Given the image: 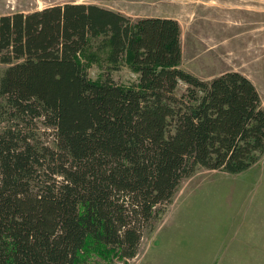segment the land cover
I'll return each mask as SVG.
<instances>
[{
  "label": "trees",
  "instance_id": "trees-1",
  "mask_svg": "<svg viewBox=\"0 0 264 264\" xmlns=\"http://www.w3.org/2000/svg\"><path fill=\"white\" fill-rule=\"evenodd\" d=\"M181 60L171 17L72 2L0 15V264L133 258L181 180L259 160L252 81L235 70L203 80ZM93 64L105 68L94 79ZM122 65L135 81H114ZM38 121L50 142L29 131Z\"/></svg>",
  "mask_w": 264,
  "mask_h": 264
},
{
  "label": "rangeland",
  "instance_id": "rangeland-1",
  "mask_svg": "<svg viewBox=\"0 0 264 264\" xmlns=\"http://www.w3.org/2000/svg\"><path fill=\"white\" fill-rule=\"evenodd\" d=\"M68 2L94 3L133 20L174 17L181 26L180 67L203 80L239 71L256 87L264 109V0H0V15ZM5 67L0 62V74ZM102 69L90 66V78ZM111 77L128 84L136 74L122 65ZM184 90L180 83L176 93ZM2 101L0 96V109ZM3 119L0 111V131ZM29 131L42 141L52 139L39 121ZM94 259V264H264V152L239 173L198 168L181 180L154 228L143 231L133 258Z\"/></svg>",
  "mask_w": 264,
  "mask_h": 264
},
{
  "label": "crops",
  "instance_id": "crops-1",
  "mask_svg": "<svg viewBox=\"0 0 264 264\" xmlns=\"http://www.w3.org/2000/svg\"><path fill=\"white\" fill-rule=\"evenodd\" d=\"M164 17H166V16H164ZM171 18H174V17H171ZM182 53H183V51H182Z\"/></svg>",
  "mask_w": 264,
  "mask_h": 264
}]
</instances>
